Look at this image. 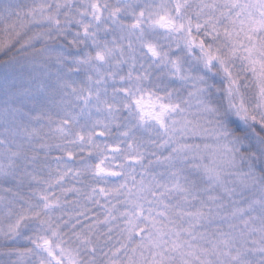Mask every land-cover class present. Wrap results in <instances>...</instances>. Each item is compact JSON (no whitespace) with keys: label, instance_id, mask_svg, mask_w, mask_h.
I'll return each mask as SVG.
<instances>
[{"label":"snow or ice","instance_id":"1","mask_svg":"<svg viewBox=\"0 0 264 264\" xmlns=\"http://www.w3.org/2000/svg\"><path fill=\"white\" fill-rule=\"evenodd\" d=\"M0 264H264V0H0Z\"/></svg>","mask_w":264,"mask_h":264}]
</instances>
